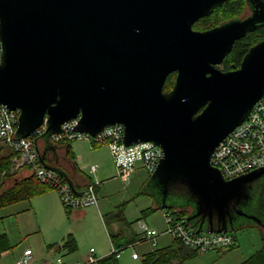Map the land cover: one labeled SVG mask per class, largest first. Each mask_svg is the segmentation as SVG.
Segmentation results:
<instances>
[{"label": "water", "instance_id": "1", "mask_svg": "<svg viewBox=\"0 0 264 264\" xmlns=\"http://www.w3.org/2000/svg\"><path fill=\"white\" fill-rule=\"evenodd\" d=\"M222 1L0 0V104L18 111L17 135L44 123L47 138L76 117L75 129L90 135L121 124L126 144L149 141L162 152L149 175L157 206L178 187L196 232L262 225L241 205L264 165L225 179L210 163L264 96V37L238 67H217L235 39L264 21L257 2L249 0L254 9L243 19L192 28Z\"/></svg>", "mask_w": 264, "mask_h": 264}, {"label": "rangeland", "instance_id": "2", "mask_svg": "<svg viewBox=\"0 0 264 264\" xmlns=\"http://www.w3.org/2000/svg\"><path fill=\"white\" fill-rule=\"evenodd\" d=\"M79 143L84 148V159H87L85 160V166L87 167V173L91 176V181L100 182L98 174L92 175L89 173V168L93 164H107L105 168L108 169L105 173L106 176L115 174V168L107 146L100 145L101 147L93 151L94 154H92L87 151L90 148L88 140L84 139ZM17 170L18 177L30 174L28 170L22 167H18ZM149 175L150 172L145 169H138L124 182L119 178H114L108 183L107 196L103 200L108 205V209H112L114 205L120 203L124 204V214L130 226L131 234L137 231L140 236L142 235L140 223L144 225V229H155L157 231L154 238L129 243L121 249L118 252L119 264H141V257L145 251L165 245L170 241V234L163 233L166 228L164 210L155 209L150 213H141L142 209L153 205L151 197L153 198L152 194L156 192ZM11 180V178H6L4 186H9ZM140 190L145 193H140ZM26 202L13 203V205H8L0 211L1 215H4L0 218V232L7 233L12 245L11 249L1 255L0 264H15V261L21 257L22 248L24 247H29L33 253L34 259L30 264H43L44 261L55 262L57 257H64L68 261L77 259L83 262L88 256L90 247L105 250L104 254L97 252V258L110 253L112 247L105 228L101 227V220L99 225L95 224V221L98 224L99 220L95 219L94 221L90 211L88 212V208H81L87 211V215L74 214L73 210L70 214L65 213L58 192L52 189L33 197L30 202V210L19 215L16 213L9 214L24 206ZM249 213L256 212L249 210ZM262 217L264 216L261 215ZM137 218H139L138 221ZM245 221H248V219H245ZM67 231H72L77 239L78 250L75 253L64 256L62 255L63 252L47 247V244L58 241ZM232 233L235 235V247L199 252L197 256L188 259L185 264H242L245 257L262 244L261 239L264 235L263 230L257 225L242 226L232 231ZM133 252L138 254V259L131 257Z\"/></svg>", "mask_w": 264, "mask_h": 264}, {"label": "built area", "instance_id": "3", "mask_svg": "<svg viewBox=\"0 0 264 264\" xmlns=\"http://www.w3.org/2000/svg\"><path fill=\"white\" fill-rule=\"evenodd\" d=\"M17 119V110H11L0 104V149L9 150L12 168L22 167L37 180L55 189L62 204L68 209L96 205L97 181H90L81 192H75L57 172L40 163L36 141L44 133L45 124L43 123L27 136L19 137L17 135ZM76 123L77 117L62 123L58 132L48 136L49 140L52 143H66L76 139H86L92 146H107L116 176L123 181L138 166L151 172L162 155L160 148L149 141L126 144L123 141V126L121 124L108 125L97 134L90 135L87 132L76 130ZM210 163L221 172L225 179L233 178L264 165V96L253 104L248 116L215 146L210 155ZM96 166V164L90 166L91 173L94 172ZM162 210H164L166 220V228L163 232L200 252L235 244V235L232 231L196 232L185 224L184 220L174 219L166 208ZM140 226L142 228L140 239H151L157 235L155 229H144L142 223ZM111 247L110 252L116 250L112 244ZM31 254L29 248L24 249L15 264H28ZM131 256L137 258L138 254L133 252ZM97 259L93 248H90L86 260L76 261L74 264H88ZM55 264L67 263L61 257H57Z\"/></svg>", "mask_w": 264, "mask_h": 264}, {"label": "trees", "instance_id": "4", "mask_svg": "<svg viewBox=\"0 0 264 264\" xmlns=\"http://www.w3.org/2000/svg\"><path fill=\"white\" fill-rule=\"evenodd\" d=\"M237 0H229L226 4L227 12H231L236 8ZM212 14L210 17H204L196 22V26L206 27L213 26L217 23L218 19ZM264 37V25H261L256 30L246 33L234 40L230 51L226 54L221 62L223 69H231L238 67L240 61L249 49L251 45L259 41ZM174 72L167 75L163 88L168 90L174 81ZM18 170L12 168L10 155H0V209L10 203L29 198L34 194L43 192L48 188H52L45 183L37 180L31 173L18 177ZM6 178H11V184L9 186H3ZM53 189V188H52ZM153 196V195H152ZM186 193L180 188H174L166 195V210L170 212L172 217L176 220H184L185 216L188 214L191 205L190 201L186 199ZM154 199V196H153ZM155 200V199H154ZM122 205H118L115 212L112 214H106L105 221L109 222L110 218L122 219ZM158 208H161L157 206ZM156 208L147 207L144 211L149 212ZM163 209V208H161ZM110 217V218H109ZM185 221V220H184ZM185 224L189 225L185 221ZM116 234H110L113 247L115 251L110 252L104 257L98 258L95 262L88 264H118L117 254L123 249L127 243H117L115 239ZM63 247H66L68 251H73L76 248L75 240L72 234L67 233L64 237ZM231 245L229 247H233ZM11 244L5 233H0V255L3 251L9 249ZM198 252L196 248L190 247L183 244L179 239L174 238L173 243L167 247L154 248L142 257V264H183V262L195 255ZM245 264H264V245L256 250L252 255L247 257L244 261Z\"/></svg>", "mask_w": 264, "mask_h": 264}, {"label": "crops", "instance_id": "5", "mask_svg": "<svg viewBox=\"0 0 264 264\" xmlns=\"http://www.w3.org/2000/svg\"><path fill=\"white\" fill-rule=\"evenodd\" d=\"M79 141H83V139H77V140H73L71 142H66V143H52L49 140V138L48 137L46 138L45 136H39L37 138V141H36V146H37L39 155L43 156L44 161L48 165H52V166H54L56 168L55 171L62 177L63 180H65L66 182L70 183V185L72 186V188H73V190L75 192H81L83 190V188L86 186V184L91 181V176H89V174L87 173L88 172L87 171V167L85 166V160H87V159H84V157H85L84 150H83L84 148H82L80 146ZM100 147H101L100 145H98V146L90 145V148L87 149V151L89 153L94 154L93 151L97 150ZM52 153H54V155ZM9 154H10V152L6 148L0 149V155L5 156V155H9ZM110 157H111V154H110ZM111 160H112V158H111ZM109 165H110V163H109ZM106 166H107V164L103 165V164L99 163L96 166V169L94 170L93 173H91L90 170H89L90 174L94 175L96 173V174H98V176L100 178V182L96 186L97 204L96 205L87 206V207H82V208H84V209L88 208V212L90 211V213L92 215V218H94V221H95V219L99 220L98 224L95 221L96 225H99L100 224V220H101V227L103 226L105 228V231L107 233V236H108V239L110 241V244L112 243L110 234H116L115 235L116 236L115 239L117 240V243H120V244L128 242L127 243V245H128L129 243L142 241L143 239H140L142 236L139 235L140 234L139 232L137 233V231H134L131 234V230L129 229L130 226L128 225V222H127V220L125 218V214H124V204L122 205V219H117V218H113L112 219V218L109 217L110 218L109 222L105 221L106 214H109V213L112 214L113 212H115V210L117 209L118 205L122 204V203H120V204L114 205L112 209H108V205L103 200L107 196L106 192L108 190L109 181L111 179L118 178L116 176V173L114 175L106 176L105 173L108 170V169H105ZM138 169H144V168H142L141 166H138L132 173H134ZM126 180H124V181H126ZM121 181H123V180H121ZM49 190H52V188H48V189L44 190L43 192H41V194H43V193H45V192H47ZM140 193H145V192L140 190ZM38 195H39V193H38ZM35 196H37V194H34V195L30 196L29 198L19 200V201H27V202H26V204L24 206H21L19 209H16V211H12L9 214L16 213V214L19 215L22 212L30 210V208H31L30 202H31L32 198L35 197ZM151 199L153 201L152 202L153 205L150 206V207L151 208H156V209H161V208L157 207V204L155 203V200L152 197H151ZM107 200H108V197H107ZM19 201H16V202H13V203L15 204V203H18ZM13 203H10L8 205L11 206V205H13ZM8 205H6V206H8ZM6 206L2 207L0 209V211L3 208H5ZM146 208L142 209L141 213H143V214L147 213L146 211H144ZM64 209H65V213H67V214H70V212L73 210L74 214H81L82 213V215H87L86 214L87 211H85V210H83L81 208H76V209H79V210H74V209H68V208H66L64 206ZM154 210H151V211H154ZM151 211H149V213ZM3 216L4 215H1V212H0V218H2ZM138 219L139 218H137L136 220L138 221ZM248 225L249 226H253V225H257V224H246L244 226H248ZM257 226L260 227L263 230V232H264V227L263 226H259V225H257ZM68 230H72V229H68ZM0 233H5L6 236H7V233L4 232V231H2ZM67 233L72 234V236L74 237L76 248L73 251H68V249L66 247L62 246L64 237H65V235ZM163 233H165V232H163ZM128 234H131V235H128ZM165 234H167V233H165ZM7 238H8V236H7ZM173 239H174V237L171 236L170 237V241L168 243H166L165 245H162V246H158L156 248H163V247L169 246L170 244L173 243ZM261 240H262V244L258 248H256L253 251H251L245 257V259L247 257H249L250 255H252L256 250L261 248L262 245H264V235H263ZM8 241H9V238H8ZM9 243H10V241H9ZM47 247L48 248L57 249V251L63 252L62 255L67 256V255L75 253L78 250V243H77V239L75 237V234L72 231H67V232H65L62 235V237L58 241H54L52 243L47 244ZM233 247H235V244H234ZM11 248H12V245H11V247L9 249H11ZM26 248H29V247H24V248H22V250H24ZM90 248H93V247H90ZM90 248L88 250V253L90 251ZM226 248H232V247H226ZM9 249L3 251L2 254L4 252L8 251ZM218 249H223V248H218ZM218 249H215V250H218ZM148 251H150V250H148ZM148 251H145L142 254V257ZM97 252H99L100 254H104L105 250L101 249V248H97V247L93 248V253L95 254V256H96ZM199 252L200 251H198L195 255L187 258L183 262V264H185V262L188 259H191V258L197 256L199 254ZM32 254H31V260H30V262L28 264H30L32 262V260L34 259ZM1 255H0V257H1ZM106 255H108V254H106ZM106 255H103L102 257H104ZM116 257H117V261H118V254H117ZM142 257H141V264H142ZM62 258L64 259V257H62ZM138 258H139V256L137 258H133V259H138ZM245 259L242 261V264H245L244 263ZM64 260H65L64 262H66L67 264H74L76 261H78L77 259H72V260H69V261L66 260V259H64ZM43 264H55V262L44 261ZM118 264H119V262H118Z\"/></svg>", "mask_w": 264, "mask_h": 264}, {"label": "flooded vegetation", "instance_id": "6", "mask_svg": "<svg viewBox=\"0 0 264 264\" xmlns=\"http://www.w3.org/2000/svg\"><path fill=\"white\" fill-rule=\"evenodd\" d=\"M228 2L229 0H223L220 5L215 6L208 14L203 15L199 17L198 19H196L192 24V28L195 30H205V29L217 26L219 24H222L231 19H243L252 14L253 9H254L253 4H255L256 2L259 5V7L264 11V0H253V4L249 0H237L236 8L232 10L231 12H227V9H226V4ZM212 14L216 17L215 19H218L217 23H215L213 26L210 25L204 28L196 26V22L199 19H202L204 17H210ZM261 25H264V21L258 23L256 27L251 31L256 30ZM221 62L217 65V67L225 71L226 69H223ZM174 76H175V72H174ZM250 198L251 199L248 202L242 204L241 207L243 208V210L247 212H249V210H254L261 218V215L264 216V176H262L261 178H259L258 180L252 183V188L250 190ZM261 222H262V225H259V226L264 227V217L261 218Z\"/></svg>", "mask_w": 264, "mask_h": 264}]
</instances>
